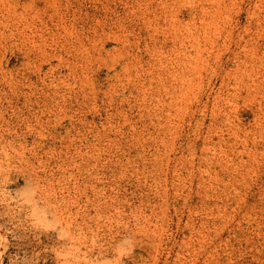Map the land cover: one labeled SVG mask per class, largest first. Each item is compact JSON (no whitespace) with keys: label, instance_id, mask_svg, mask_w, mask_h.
Returning <instances> with one entry per match:
<instances>
[{"label":"rangeland","instance_id":"1","mask_svg":"<svg viewBox=\"0 0 264 264\" xmlns=\"http://www.w3.org/2000/svg\"><path fill=\"white\" fill-rule=\"evenodd\" d=\"M0 264H264V0H0Z\"/></svg>","mask_w":264,"mask_h":264}]
</instances>
